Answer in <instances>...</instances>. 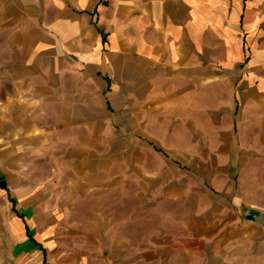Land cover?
Instances as JSON below:
<instances>
[{
    "label": "crops",
    "instance_id": "crops-1",
    "mask_svg": "<svg viewBox=\"0 0 264 264\" xmlns=\"http://www.w3.org/2000/svg\"><path fill=\"white\" fill-rule=\"evenodd\" d=\"M264 0H0V264H264Z\"/></svg>",
    "mask_w": 264,
    "mask_h": 264
},
{
    "label": "water",
    "instance_id": "water-1",
    "mask_svg": "<svg viewBox=\"0 0 264 264\" xmlns=\"http://www.w3.org/2000/svg\"><path fill=\"white\" fill-rule=\"evenodd\" d=\"M249 221L264 227V212H262V211H253L249 215Z\"/></svg>",
    "mask_w": 264,
    "mask_h": 264
}]
</instances>
